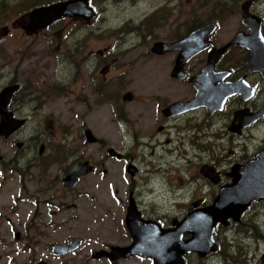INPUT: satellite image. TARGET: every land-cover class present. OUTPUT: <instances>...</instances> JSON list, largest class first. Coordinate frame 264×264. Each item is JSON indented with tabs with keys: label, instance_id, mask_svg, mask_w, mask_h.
<instances>
[{
	"label": "flooded vegetation",
	"instance_id": "obj_1",
	"mask_svg": "<svg viewBox=\"0 0 264 264\" xmlns=\"http://www.w3.org/2000/svg\"><path fill=\"white\" fill-rule=\"evenodd\" d=\"M67 1L70 0L48 4L45 0L29 1L36 5L34 9L13 24L14 29H23L26 33H18L15 38V33L7 30L0 32V42L4 37L31 41L28 37L31 35L45 39L44 34L56 23L40 30L29 15L37 8ZM89 5L92 7V0H89ZM202 6H208V1L204 0ZM215 8L218 14L206 17L203 24L189 28L186 34L154 43H178L203 26L215 24L216 31L209 39L208 47L183 66L177 63L180 56L178 50L157 55L152 53L151 48L147 57L152 63L126 64L122 69L117 67L120 57L111 55L110 48L86 50L71 59L73 76L69 84L50 86L46 92L39 94L29 84L15 79L12 71L10 76L13 79L5 88L18 86L19 89L11 99L9 111L15 120L25 121V124L10 138L25 130L32 119L41 115L44 94L53 93L57 99L68 96L63 106L70 105L74 120L77 117L83 119L80 125L77 123V129L86 143L100 147L103 153L97 163L89 159L77 160L55 178L58 186L63 185L64 191L75 193L82 179L91 174L102 171L108 176L110 161L121 165L122 179L127 186L114 194L117 196L116 203L124 211L123 220L128 233L127 218L130 213L144 223L167 231L178 228L187 215L213 206L223 190L233 187L238 180L253 178V167H264V0H231L230 5L219 1ZM245 12L247 20H244ZM25 17L28 18L20 25ZM231 19H235L238 27L233 37L223 44L217 38L218 33L223 21ZM71 20L84 27L92 26L82 19ZM172 22L171 18H166L161 23L151 22V26L160 29L165 23ZM168 34L173 35L174 32ZM255 38L259 42L255 43ZM224 48H227L225 53L214 62L212 54ZM80 49L76 46L73 50L78 52ZM203 96L208 97V102L194 107L196 98ZM95 112L105 116H96L89 126L86 119ZM112 124L117 127L115 132L118 134L114 139L109 133ZM99 129L104 130V138L96 136L94 131ZM88 133L96 142H89ZM125 137L129 138L128 143ZM45 149L41 146L39 154L43 155ZM73 156L74 151H71L68 155L70 161ZM66 162L59 151V159L54 160V166ZM85 163H89L92 172L82 177L74 190H70L64 185V180ZM144 163L149 165L150 176L169 178L163 192H175L177 199L184 192L191 195L187 205L180 206L179 202L174 205L180 211L177 218L171 217L169 221L167 211L164 213L167 218H158L160 213L153 207L156 201L151 204L146 202L148 196L140 198L147 190V181L142 180L139 185L141 165ZM177 167L180 170L176 171L174 178ZM181 173L187 178L184 179ZM236 194L234 192L233 196ZM129 236V245L112 246L105 251L130 246L133 240L130 233ZM189 238L185 237L186 240ZM214 242L216 251L213 254L221 262L225 257L223 248H230V261L225 264H264V198L252 202L237 219L217 224ZM256 251L257 256L254 257ZM103 259L110 262L106 257ZM134 259L152 262L150 258L142 257L119 261Z\"/></svg>",
	"mask_w": 264,
	"mask_h": 264
},
{
	"label": "rangeland",
	"instance_id": "obj_2",
	"mask_svg": "<svg viewBox=\"0 0 264 264\" xmlns=\"http://www.w3.org/2000/svg\"><path fill=\"white\" fill-rule=\"evenodd\" d=\"M9 1L6 16L0 18V32L7 30L15 33L16 38L18 33L26 31L14 29L13 24L34 9L36 5L29 1L38 0ZM205 1H208L206 7L202 6L204 0H92L97 14L92 26L84 27L71 20L74 18H65L44 34L45 39L31 35L28 36L31 41L22 42L15 41L14 37H4L0 42V93L13 79L10 76L12 71L15 79L29 84L36 94L46 92L50 86L67 85L73 76L71 59L86 50L110 48L111 55L120 57L117 62L120 69L126 64H150L147 54L156 41H168L186 34L189 28L203 24L206 17L218 14L216 3L221 1L230 5L231 2ZM24 3L33 6L29 10L22 9ZM151 18V22L161 23L166 18L173 22L165 23L160 29L142 26ZM225 22L217 37L223 44L233 37L238 27L235 19ZM171 31L173 35L168 34ZM76 46L81 47L78 52L73 50ZM63 97L57 99L53 93L44 94L41 115L10 139L0 138V264H153L141 259L114 263L103 258L94 260V256L112 246L130 244L123 220L124 211L116 203L114 194L125 189L127 183L122 179L121 165L112 161L108 176L100 171L83 178L73 194L55 182L54 179L77 160L89 159L97 163L103 153L100 147L86 143L76 127L83 119H73L70 105L63 106L68 96ZM98 115L105 116L95 112L86 119L89 126ZM116 130L112 124L109 133L113 139L118 137ZM94 132L98 138H104V130ZM125 142H129L128 137ZM18 143H23V147L17 148ZM41 146L46 148L43 155L39 154ZM58 150L67 162L54 166V160L59 159ZM71 151L74 156L70 161L68 155ZM141 166L139 185L142 180L147 181V190L140 198L148 196L146 202L151 204L156 201L153 207L160 213L158 218L164 219L166 211L169 221L171 217L177 218L180 211L174 205L177 202L180 206L187 205L191 195L184 192L177 199L175 192L166 194L163 188L169 178L150 176L148 163ZM171 169H166L168 174ZM177 170L180 167L174 169V178ZM181 176L187 178L184 173ZM17 233L21 234L20 240L15 238ZM72 240L82 244L79 250L63 257L54 255L55 245ZM230 252L228 246L223 248L225 257L222 262L213 253L203 259L193 254L186 256L185 261L186 264H225L230 261ZM253 256H257V251Z\"/></svg>",
	"mask_w": 264,
	"mask_h": 264
},
{
	"label": "water",
	"instance_id": "obj_3",
	"mask_svg": "<svg viewBox=\"0 0 264 264\" xmlns=\"http://www.w3.org/2000/svg\"><path fill=\"white\" fill-rule=\"evenodd\" d=\"M244 15V20H247L246 12ZM29 17L32 21H36L40 30H44L65 18H80L92 24L96 21L97 14L90 7L89 0H70L37 8L31 12ZM27 18H23L19 24L21 25V22ZM215 31V24H207L178 43H156L151 51L154 54L163 55L178 50L180 56L177 63L178 66H183L208 47L209 39ZM254 42H259V39L255 38ZM226 49L212 54L214 62L225 53ZM18 89V86L7 87L0 93V138L9 139L25 124V121L15 120L9 111L11 99ZM203 97L196 98L193 102L194 107L208 102V97ZM189 106L187 108H191ZM87 136L90 143L96 142L92 134L88 133ZM17 147L21 148L22 144ZM253 169V178L244 181L238 180L233 187L221 192L213 206L187 215L180 226L173 230L163 231L158 226L144 223L139 220L137 215L130 213L127 218V228L133 240L132 244L128 247H113L109 252L98 253L94 256V260L106 257L110 262H116L121 259L142 257L150 258L153 264H186V256L197 254L199 258L203 259L209 254L215 253L216 225L227 224L229 219H237L252 202L264 198V167L259 168L260 173L256 166ZM91 172L89 163H85L78 171L70 174L64 180V185L70 190H74L81 178ZM234 192L237 194L233 196ZM186 236H190V238L186 240ZM15 238L20 240L21 234L17 233ZM80 246L79 241L73 240L69 245H55L53 253L57 257H63L76 252Z\"/></svg>",
	"mask_w": 264,
	"mask_h": 264
},
{
	"label": "trees",
	"instance_id": "obj_4",
	"mask_svg": "<svg viewBox=\"0 0 264 264\" xmlns=\"http://www.w3.org/2000/svg\"><path fill=\"white\" fill-rule=\"evenodd\" d=\"M56 1H58V0H45V2L48 4V3H54V2H56ZM9 4H10V1L9 0H0V18L1 17H5L6 15L5 14H7L6 12L8 11V9H9ZM12 5V4H11ZM33 5H27V3H24L23 5H22V9L23 8H26V10H29L31 7H32ZM21 9V10H22ZM151 20V19H150ZM150 20H149V22L148 23H145V24H143L142 26H148V25H150L151 26V22H150ZM140 28V27H139ZM142 28V27H141Z\"/></svg>",
	"mask_w": 264,
	"mask_h": 264
},
{
	"label": "bare ground",
	"instance_id": "obj_5",
	"mask_svg": "<svg viewBox=\"0 0 264 264\" xmlns=\"http://www.w3.org/2000/svg\"><path fill=\"white\" fill-rule=\"evenodd\" d=\"M237 245V244H236Z\"/></svg>",
	"mask_w": 264,
	"mask_h": 264
}]
</instances>
